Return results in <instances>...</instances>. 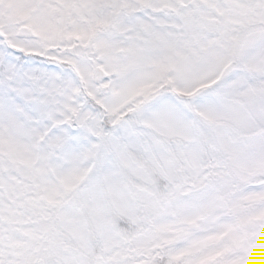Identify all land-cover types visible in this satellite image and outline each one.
I'll use <instances>...</instances> for the list:
<instances>
[{
    "label": "rangeland",
    "instance_id": "obj_1",
    "mask_svg": "<svg viewBox=\"0 0 264 264\" xmlns=\"http://www.w3.org/2000/svg\"><path fill=\"white\" fill-rule=\"evenodd\" d=\"M226 1L0 0L14 63L75 69L0 85V264H264V0Z\"/></svg>",
    "mask_w": 264,
    "mask_h": 264
},
{
    "label": "trees",
    "instance_id": "obj_2",
    "mask_svg": "<svg viewBox=\"0 0 264 264\" xmlns=\"http://www.w3.org/2000/svg\"><path fill=\"white\" fill-rule=\"evenodd\" d=\"M20 60H21V57H18V58H17V66H20V65H21V63H19ZM33 62H36V61H33ZM39 64L42 65L43 63L39 62ZM52 64H53V63H52ZM64 69H66V67H65ZM161 95H164V93H161ZM155 96H157V97H155ZM155 96L152 97V98H156L155 101H154L155 104H160V103L163 102L166 98H167V99H170L169 96L164 97L163 100L160 99L159 94H157V95H155ZM202 97H204V95H201V94H199V93H196L195 95L192 96V98H196L198 101L201 100L200 98H202ZM166 264H167V263H166Z\"/></svg>",
    "mask_w": 264,
    "mask_h": 264
},
{
    "label": "water",
    "instance_id": "obj_3",
    "mask_svg": "<svg viewBox=\"0 0 264 264\" xmlns=\"http://www.w3.org/2000/svg\"><path fill=\"white\" fill-rule=\"evenodd\" d=\"M20 37H27V38H32L34 37V33L30 30L27 29H21L19 33ZM101 73V70H97L96 75H99ZM195 228V227H192Z\"/></svg>",
    "mask_w": 264,
    "mask_h": 264
},
{
    "label": "flooded vegetation",
    "instance_id": "obj_4",
    "mask_svg": "<svg viewBox=\"0 0 264 264\" xmlns=\"http://www.w3.org/2000/svg\"><path fill=\"white\" fill-rule=\"evenodd\" d=\"M227 3H228V2H227L226 0H223L222 5H223L224 8H226ZM218 23H220V21H219Z\"/></svg>",
    "mask_w": 264,
    "mask_h": 264
}]
</instances>
